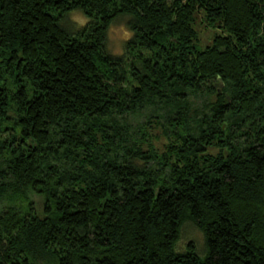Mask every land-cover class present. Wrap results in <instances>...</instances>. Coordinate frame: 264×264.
<instances>
[{"label": "trees", "instance_id": "obj_1", "mask_svg": "<svg viewBox=\"0 0 264 264\" xmlns=\"http://www.w3.org/2000/svg\"><path fill=\"white\" fill-rule=\"evenodd\" d=\"M0 264H264V0H0Z\"/></svg>", "mask_w": 264, "mask_h": 264}, {"label": "rangeland", "instance_id": "obj_2", "mask_svg": "<svg viewBox=\"0 0 264 264\" xmlns=\"http://www.w3.org/2000/svg\"><path fill=\"white\" fill-rule=\"evenodd\" d=\"M69 23L76 30L85 26L89 21L88 17L81 10H74L69 13ZM129 16H122L117 19L108 30L107 46L108 50L115 55H120L124 52L125 42L132 36V32L128 28L127 21ZM66 23V22H64ZM194 28L198 33L197 43L201 48L211 45L215 33L221 32L222 29L217 26L208 25L207 20L204 18V12L197 11L195 13ZM155 107H148L142 109V112L136 115H131L130 119L133 125L137 122H143L147 115L151 114ZM11 120L6 125L11 126ZM37 203L40 202L38 196H34ZM189 242L195 245V251L204 256L206 254L205 237L201 230H199L192 223H187L181 229V235L176 243V250L178 252H186L189 249Z\"/></svg>", "mask_w": 264, "mask_h": 264}]
</instances>
